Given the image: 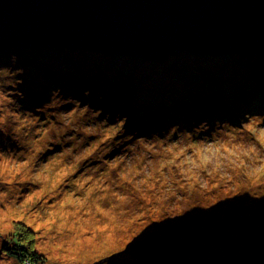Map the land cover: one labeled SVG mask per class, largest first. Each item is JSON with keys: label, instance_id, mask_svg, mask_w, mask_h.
I'll return each instance as SVG.
<instances>
[{"label": "rangeland", "instance_id": "rangeland-1", "mask_svg": "<svg viewBox=\"0 0 264 264\" xmlns=\"http://www.w3.org/2000/svg\"><path fill=\"white\" fill-rule=\"evenodd\" d=\"M50 48L0 54V242L24 225L45 264H264V53Z\"/></svg>", "mask_w": 264, "mask_h": 264}, {"label": "water", "instance_id": "water-1", "mask_svg": "<svg viewBox=\"0 0 264 264\" xmlns=\"http://www.w3.org/2000/svg\"><path fill=\"white\" fill-rule=\"evenodd\" d=\"M28 46L252 56L264 50V0H0V54Z\"/></svg>", "mask_w": 264, "mask_h": 264}, {"label": "trees", "instance_id": "trees-1", "mask_svg": "<svg viewBox=\"0 0 264 264\" xmlns=\"http://www.w3.org/2000/svg\"><path fill=\"white\" fill-rule=\"evenodd\" d=\"M16 49L17 48L10 49L5 52L15 51ZM32 50H34V52H37L38 56H41L43 54H48L52 58L54 56L53 51L54 53L58 52V50L48 48V47L28 46V47L20 48V51L17 50V52H15V55H18V54L21 55L24 52H26L27 54L28 52H32ZM62 51L63 50H61V52ZM64 52H67V51H64ZM261 53H264V50L256 54H258L259 56V54ZM63 56L64 54L61 55L62 58ZM66 64L68 65L69 63H66ZM57 72H59V70ZM57 72L51 73L50 80L52 82L55 81V82H59L60 84H62L63 82L64 84H67L68 87H74V88L78 86L83 88V86L86 85L85 82H81L80 77H83V76H76L77 78L72 76L73 78H68V77L62 76L64 75L63 71H61L62 75L58 74ZM213 99H216V97ZM223 107L225 106L223 105L217 106V108H219L218 110H221ZM134 124L135 122H133V124L129 123L128 124L129 128H131V125L133 126ZM138 126H141V125L138 124L137 126H133V127L137 128ZM20 226L21 227L19 226L16 227L14 232L11 233L7 239L5 238V240H3L2 243L0 242V251L3 254L7 255L8 257L14 259L18 264H45L47 262L46 258L42 254L39 253V251L36 249V246H35V243H36V239L34 237L35 232L31 231L29 227H26L24 225H20ZM196 233H197L196 231H188L185 233L184 237L187 238L188 235H190V237L196 236ZM170 259L171 258H167V261H169ZM185 259H187V257ZM181 264H184V262H181Z\"/></svg>", "mask_w": 264, "mask_h": 264}, {"label": "clouds", "instance_id": "clouds-1", "mask_svg": "<svg viewBox=\"0 0 264 264\" xmlns=\"http://www.w3.org/2000/svg\"><path fill=\"white\" fill-rule=\"evenodd\" d=\"M13 62H15V57H13ZM7 70H9V69H7Z\"/></svg>", "mask_w": 264, "mask_h": 264}]
</instances>
